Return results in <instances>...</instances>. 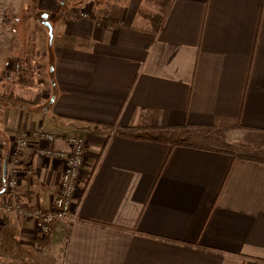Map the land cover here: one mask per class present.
<instances>
[{"label": "crops", "instance_id": "obj_1", "mask_svg": "<svg viewBox=\"0 0 264 264\" xmlns=\"http://www.w3.org/2000/svg\"><path fill=\"white\" fill-rule=\"evenodd\" d=\"M147 3L79 0L57 21L45 80L8 63L15 47L0 57L4 188L14 139L29 141L0 193V264H264V0H170L157 32ZM36 33L33 57L48 50ZM37 130L55 150L85 143L77 222L42 238L25 211L51 206L62 164L37 154Z\"/></svg>", "mask_w": 264, "mask_h": 264}, {"label": "rangeland", "instance_id": "obj_2", "mask_svg": "<svg viewBox=\"0 0 264 264\" xmlns=\"http://www.w3.org/2000/svg\"><path fill=\"white\" fill-rule=\"evenodd\" d=\"M78 1L79 0H0V57L5 50H11L13 47H15L13 56L10 55L7 58L8 63H13V61L15 60V56H18L16 59L22 60V67L20 69L21 72L25 71L27 74H29L30 80L35 81L37 78L45 80L48 76V73L41 67H44V64L50 56L51 48L49 47L53 45V42L55 40L57 21L61 16H63L64 13L73 10ZM145 5L146 13H150L152 9H155L156 7V3L152 1H149V3ZM149 7H152V9H150ZM43 17H46L45 20L42 19ZM43 21L48 22L51 28V37L49 36L47 28L43 26ZM38 29L42 31L45 39V44L48 47L46 49L48 50H46L47 52H45L44 54L40 53L36 57H33V52L31 50H37L36 47H32L34 46V40L37 35L36 32ZM10 39L13 41H11ZM27 53L29 56H32V58L26 59L24 64L25 59L23 60L21 56H24L25 54L27 55ZM30 61H32V63L30 65H27V62L30 63ZM35 64H37V66H35ZM16 75L17 74L12 73L11 79L15 80ZM26 96L32 98L33 91L31 93L27 92ZM202 136L204 135L202 134ZM174 138L182 139L183 136L178 137L177 135H175ZM203 138L204 137L197 138L196 136L192 135V137L188 136V139L186 138L185 140L203 142ZM210 138L211 137H208L209 144L212 141V138ZM208 140L206 141L208 142ZM203 143H205V141ZM226 148L234 149L235 151L240 150V152L242 151L240 147L235 145H225V149ZM256 149L259 148L255 147L254 149H252V151L249 150V152H251L252 154H257L258 152L256 151Z\"/></svg>", "mask_w": 264, "mask_h": 264}, {"label": "built area", "instance_id": "obj_3", "mask_svg": "<svg viewBox=\"0 0 264 264\" xmlns=\"http://www.w3.org/2000/svg\"><path fill=\"white\" fill-rule=\"evenodd\" d=\"M85 17V14H81ZM39 143L36 152L40 157L55 159L62 164L61 176L58 191L53 199L51 206L42 211L35 208L33 211H25V215L36 219V231L39 237L49 235L54 223L61 221L72 225L77 222L75 209L80 201L78 178L83 166L85 143L79 136H69L66 142L69 151L64 152L52 149L49 144L53 142L54 136L41 130L36 131ZM29 144L28 134L21 132L13 142L8 161L10 167L7 171L5 180V190L13 192L16 186V165L19 153ZM4 207H8L4 205Z\"/></svg>", "mask_w": 264, "mask_h": 264}, {"label": "trees", "instance_id": "obj_4", "mask_svg": "<svg viewBox=\"0 0 264 264\" xmlns=\"http://www.w3.org/2000/svg\"><path fill=\"white\" fill-rule=\"evenodd\" d=\"M146 1L155 2L158 6V10L155 13L151 14L145 12V16H144L146 19L149 20L152 31L157 32V30L159 29L160 25L163 22L164 16L166 15L170 0H146ZM99 25L104 26L103 23L101 22H99ZM2 99L3 97L0 98V100ZM4 99L17 106L30 107V108L35 107L39 101V97H36L33 100H26L14 95H7L5 96ZM102 127L106 129H110L113 127V125L102 126ZM151 131L152 130L148 128H123L119 134L130 139H143L145 138L144 135L148 134ZM2 188H3V182L0 179V191L2 190Z\"/></svg>", "mask_w": 264, "mask_h": 264}, {"label": "water", "instance_id": "obj_5", "mask_svg": "<svg viewBox=\"0 0 264 264\" xmlns=\"http://www.w3.org/2000/svg\"><path fill=\"white\" fill-rule=\"evenodd\" d=\"M45 18H46V17H43L42 19L45 20ZM42 23H43V25L48 29L49 36L51 37V28H50L48 22H47V21H43ZM3 170L6 171V161H4V163H3ZM4 190H5V188L3 187L2 190L0 191V193H3Z\"/></svg>", "mask_w": 264, "mask_h": 264}]
</instances>
